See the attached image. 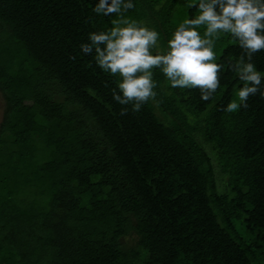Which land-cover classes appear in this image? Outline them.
Wrapping results in <instances>:
<instances>
[{"label": "trees", "instance_id": "1", "mask_svg": "<svg viewBox=\"0 0 264 264\" xmlns=\"http://www.w3.org/2000/svg\"><path fill=\"white\" fill-rule=\"evenodd\" d=\"M98 2L0 0V264H264V97L221 111L242 87L238 41L216 42L212 99L155 68L134 113L113 99L119 74L80 50L119 19ZM196 2L132 0L123 16L166 54ZM253 62L264 75V50Z\"/></svg>", "mask_w": 264, "mask_h": 264}, {"label": "clouds", "instance_id": "2", "mask_svg": "<svg viewBox=\"0 0 264 264\" xmlns=\"http://www.w3.org/2000/svg\"><path fill=\"white\" fill-rule=\"evenodd\" d=\"M188 7L197 8L194 19H185L168 40L166 54H152L159 33L142 25L132 24L123 14L134 8L132 0H99L92 11L104 16L116 15L115 27L108 31L91 32L87 43L80 45L82 53H95L100 69L121 78L113 89V99L121 105H131L139 112L149 100H154L156 87L152 70L161 68L171 87L199 89L201 100L213 98L220 86L219 73L224 65L215 62L216 42L222 36L238 41L242 54L228 67L242 82L236 99L221 108L228 113L248 108L250 97H264V75L257 70L253 57L264 50V0H198ZM125 25V26H120ZM203 27L201 34L198 29ZM75 59V57H72ZM128 114V108L120 115Z\"/></svg>", "mask_w": 264, "mask_h": 264}, {"label": "rangeland", "instance_id": "3", "mask_svg": "<svg viewBox=\"0 0 264 264\" xmlns=\"http://www.w3.org/2000/svg\"><path fill=\"white\" fill-rule=\"evenodd\" d=\"M2 107H3V102H2V98L0 96V119H1V115H2Z\"/></svg>", "mask_w": 264, "mask_h": 264}]
</instances>
